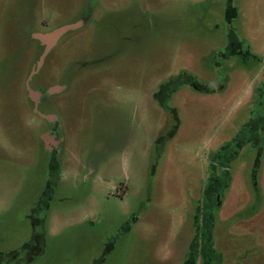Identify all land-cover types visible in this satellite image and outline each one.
Instances as JSON below:
<instances>
[{"label": "rangeland", "instance_id": "obj_1", "mask_svg": "<svg viewBox=\"0 0 264 264\" xmlns=\"http://www.w3.org/2000/svg\"><path fill=\"white\" fill-rule=\"evenodd\" d=\"M24 1L0 0V264H179L202 211L208 152L250 116L249 96L264 77L251 60L264 55V0ZM230 5L241 42L234 53ZM87 14L37 68L38 43L25 27L49 32ZM183 69L203 83L215 73L229 79L218 93L185 86L162 107L159 81ZM27 82L67 87L39 107L62 121L50 199L47 124ZM240 152L247 158L233 163L224 205L213 210L215 247L223 264H264V157L261 201L251 183L255 153Z\"/></svg>", "mask_w": 264, "mask_h": 264}, {"label": "flooded vegetation", "instance_id": "obj_2", "mask_svg": "<svg viewBox=\"0 0 264 264\" xmlns=\"http://www.w3.org/2000/svg\"><path fill=\"white\" fill-rule=\"evenodd\" d=\"M24 2L27 1L25 0ZM235 18L236 17L232 18V21ZM81 20L85 21V23L83 24L85 25L86 22L89 20L88 14L84 15ZM232 21L231 23L228 21L226 22L228 23L229 30L235 32V27L233 26ZM25 30L27 31L29 38L34 39L38 43V49H36L38 61L39 56H41V54L45 50L46 45L38 39L34 38L33 33L41 31L33 29L29 26H26ZM26 46V43H24L23 48H25ZM251 60L255 63V66L256 64L259 65V67L257 68L259 74V71L264 67V55H253ZM258 74L256 73L254 78L251 77L253 81L256 80ZM215 75H212L211 78H208L203 83L199 82V77L197 75L192 74L187 69L180 70L177 74L172 75V77H170L169 79L159 81L156 90L158 92L156 93L157 102L162 107L168 106L167 101H169V99L172 98L177 91H179L185 86H189L190 88L198 92L218 93L226 87L225 83L228 81L229 75L224 74L222 80L218 77L219 74L217 75L215 73ZM217 77L218 79H216ZM262 78L260 79L259 84L254 86L253 91L249 96L250 101L248 104L251 105L250 107L252 110L250 112V116L237 130L236 134H234L230 139L225 140L222 144H220V146L213 148L208 152L209 154L206 159V166L203 169L204 177L202 186L199 190V199L197 198L199 201L196 200L198 201L196 203H202V211L198 206L197 211L194 214L195 237L192 239L191 243L186 249L183 259L179 264H193V256H196L194 264H223L224 262V256L220 252H218L215 247L213 234L215 220L213 216V210L217 209L219 211L221 209L220 205H222L225 199V191L230 187L233 179V163L237 159L247 158V154H243L240 152L243 147L248 146V148H252L255 153L252 174L256 171V163L257 161H259L258 157L261 155L258 170L256 171L257 176L259 177L260 175V170L263 164L264 157V77ZM216 80H219L220 85L215 84ZM207 83H211V85L213 86L212 90H210V87L207 88L205 86ZM59 86L65 88L62 91L52 92L49 94V90L51 88ZM32 90L35 92L34 97H31L29 95V91L26 88L29 103L31 102L32 109L40 117L44 118L47 124L42 133H40V136L46 134V139L45 136L43 138L40 137V140L43 142L42 148L52 153V155L59 160V157L64 150V138L63 134L61 133L62 121L57 115V112L52 110L42 111L39 107L50 105L53 96H55V94L57 93H62L63 91H66L67 87L65 86V83L44 84L39 82L35 88H32ZM158 94H160L161 96H159ZM42 115H46V117H43ZM257 124L259 125L258 127L256 126ZM44 140H48V142H50V149H47L48 147L46 146V142ZM259 147L263 148L262 154L260 155L258 153ZM254 192L257 195V198L262 201V197L260 194V185L259 191L254 189ZM250 214L251 213H249V215ZM249 215L246 214L244 217H247Z\"/></svg>", "mask_w": 264, "mask_h": 264}, {"label": "trees", "instance_id": "obj_3", "mask_svg": "<svg viewBox=\"0 0 264 264\" xmlns=\"http://www.w3.org/2000/svg\"><path fill=\"white\" fill-rule=\"evenodd\" d=\"M237 11H238L237 8H233L231 5L228 6V9H227V21L228 22L231 23L232 18L238 16L237 15ZM234 33H235L234 31L230 30V32L228 34L229 35V44L227 45V49H229L230 52H232V53L239 52L237 50L235 51L234 46L236 47V45H239V43H241L240 41H238V39L236 38ZM240 52H241V50H240ZM37 57H38V55H36V58ZM262 149H263L262 147H259V152H258L259 155L262 154ZM260 156L258 157L259 161H260ZM259 161H257V163H256V168H255L256 171L258 170ZM50 165L51 166H50V173H49V176L47 178V186H46V189L44 190L45 191V195L47 196V198L50 196L49 199L52 197L54 185L56 184L55 180H56L57 173H58L57 172V170H58V159L55 156H53V155H52V158H51ZM256 171L253 172V174H252V184H253L254 189L259 191L258 176H257V172ZM48 179H49V182H48ZM228 180H229V178H228ZM47 208H48V205H47ZM39 209H42V207H39ZM40 234L41 233H39V235ZM39 235H38V237H43V234H41V236H39ZM36 242H39V241H36ZM27 246L29 247L30 245H27ZM16 254H18V252H15V254H12V255H16ZM192 259H193V264H194V260H196V256H193ZM7 264H10V263L8 262Z\"/></svg>", "mask_w": 264, "mask_h": 264}, {"label": "water", "instance_id": "obj_4", "mask_svg": "<svg viewBox=\"0 0 264 264\" xmlns=\"http://www.w3.org/2000/svg\"><path fill=\"white\" fill-rule=\"evenodd\" d=\"M85 23L84 20H79L73 23L64 24L62 26H59L55 28L52 31L49 32H34L33 37L41 41L43 44L46 45L45 50L41 54L38 62H37V68H40L43 65L44 59L47 56V54L51 51V49L57 44L58 40L65 35L68 31L80 28ZM36 72V69L33 70L31 77ZM30 77V78H31ZM27 90L29 91V95L31 97L35 96V92L32 90V88L29 86L27 82ZM65 87H53L49 90V94L52 92L62 91ZM43 117H46V115H42Z\"/></svg>", "mask_w": 264, "mask_h": 264}, {"label": "crops", "instance_id": "obj_5", "mask_svg": "<svg viewBox=\"0 0 264 264\" xmlns=\"http://www.w3.org/2000/svg\"><path fill=\"white\" fill-rule=\"evenodd\" d=\"M48 134V133H47ZM45 136V139H46V134H43L42 136H41V138H43ZM45 142H46V146H47V144H48V142L46 141V140H44ZM42 142V141H41ZM42 144H43V142H42Z\"/></svg>", "mask_w": 264, "mask_h": 264}]
</instances>
